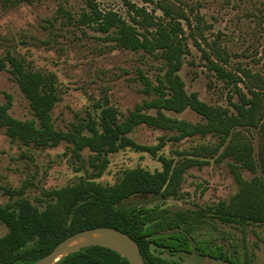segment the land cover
Segmentation results:
<instances>
[{"label":"rangeland","instance_id":"obj_1","mask_svg":"<svg viewBox=\"0 0 264 264\" xmlns=\"http://www.w3.org/2000/svg\"><path fill=\"white\" fill-rule=\"evenodd\" d=\"M95 1L99 8L112 9L125 19L131 15L123 0ZM130 1L143 5L149 12L154 6L151 1ZM174 2L187 16V20H182L185 53L179 70L185 90L196 91L211 106H225L234 111L229 101H238L234 86L209 68L208 58L237 75V85L244 91L250 82L245 72L264 78V0ZM88 9L87 0H0V61L6 63L0 69V102L4 103L10 95L8 111L13 117L24 120L33 118V114L10 72L7 55L18 57L30 69L53 76L58 100L51 111L52 119L55 127L64 131L90 118L98 121L101 108L107 104L122 119L136 103L154 95L142 90L138 74L142 72L156 83L157 76L164 72L160 53L121 47L112 39L114 28L101 31L93 25L82 24L79 16ZM154 14H161L159 8L154 9ZM147 111L155 113L154 108ZM166 113L190 122L206 121L190 107ZM237 129L250 142L258 162L259 126ZM177 133L176 129L146 124H139L129 133L140 144H155L163 139L164 145L158 153L172 158L180 175L175 195L134 196L120 204H158L171 213L184 211L193 239L218 243L226 255L239 262L264 264V223L242 225L225 221L215 212L239 190L237 176L250 180L260 175V171H250L231 156L221 158L223 145L213 154L209 150L192 155L194 149L219 142L218 135L212 131L180 139L175 138ZM107 158L106 166L95 176L103 184H113L123 169L162 168L156 157L131 147L110 152ZM99 164L100 159L88 148L76 151L73 143L64 140L55 145L25 143L7 135L6 126L0 124V203L22 196L41 208L51 199L47 191L96 173ZM4 188H9L11 193H6ZM193 216L198 217L193 219ZM6 229L0 221V236ZM159 254L165 259H179L182 264H234L202 256L196 249L190 253L171 255L165 250Z\"/></svg>","mask_w":264,"mask_h":264},{"label":"trees","instance_id":"obj_2","mask_svg":"<svg viewBox=\"0 0 264 264\" xmlns=\"http://www.w3.org/2000/svg\"><path fill=\"white\" fill-rule=\"evenodd\" d=\"M142 1L154 3L151 12L143 5L123 0L131 12L129 19L112 9L99 8L95 0H87L89 9L83 10L79 16L82 24L93 25L101 31L114 28L112 39L117 45L147 53L159 52L164 60V72L157 76L156 83L139 72L142 90L154 95L136 103L122 119H118L117 110L107 104L101 108L98 121L90 118L66 131L56 128L51 113L58 100L53 76L26 67L14 55L6 56L10 72L28 99L33 114V118L24 120L13 117L8 111L11 97L7 95L6 101L0 102V124L6 126L7 135L37 145L69 141L76 151L88 148L100 159V164L96 173L80 176L71 184L47 191L51 199L41 208L22 196L0 203V221L7 228L0 236V264H28L49 252L71 233L96 225L112 226L131 235L145 264H182L176 258H163L159 252L166 250L173 255L190 253L193 249L202 256L234 264H251L248 260L239 262L232 259L218 243L208 244L193 239L184 211L171 213L158 204H120L122 200L134 196L175 195L180 175L173 159L158 153L164 145L163 139L160 138L155 144H140L129 136L136 126L146 124L176 129V139L212 131L218 135L219 142L211 147L194 149L192 155L209 150L213 154L219 152L223 145L219 154L221 158L231 156L250 171H260V175H254L250 180L237 176L239 190L227 204L221 203L215 212L225 221H236L242 225L264 223V78L245 72L250 82L246 83L244 91L237 85V75L209 57V68L234 86L238 101L229 99L234 111L225 106L209 105L196 91L187 92L179 74L185 53L182 20H187V16L174 0ZM155 8H159L160 15L154 14ZM5 65L4 60L0 61V69ZM186 107L192 108L206 121L190 122L166 113L180 112ZM150 108L155 109L154 114L147 111ZM256 125L261 133L258 162L253 157L250 142L237 129L239 126ZM124 147L148 152L160 161L162 168L149 171L132 167L123 169L113 184L96 181L95 176L100 175L108 162L107 154ZM4 190L11 193L9 188ZM197 217L193 216V219ZM54 264L130 263L115 250L91 245L61 257Z\"/></svg>","mask_w":264,"mask_h":264},{"label":"water","instance_id":"obj_3","mask_svg":"<svg viewBox=\"0 0 264 264\" xmlns=\"http://www.w3.org/2000/svg\"><path fill=\"white\" fill-rule=\"evenodd\" d=\"M91 245L115 250L130 264H145L134 238L118 228L107 225L75 231L59 241L49 252L28 264H54L61 257Z\"/></svg>","mask_w":264,"mask_h":264}]
</instances>
